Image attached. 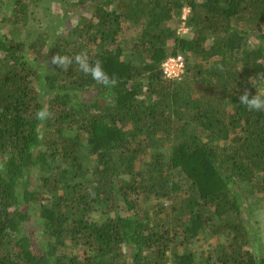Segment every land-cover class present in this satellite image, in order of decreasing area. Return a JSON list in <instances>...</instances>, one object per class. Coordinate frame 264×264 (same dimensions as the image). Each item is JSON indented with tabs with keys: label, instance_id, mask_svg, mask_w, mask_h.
Wrapping results in <instances>:
<instances>
[{
	"label": "trees",
	"instance_id": "1",
	"mask_svg": "<svg viewBox=\"0 0 264 264\" xmlns=\"http://www.w3.org/2000/svg\"><path fill=\"white\" fill-rule=\"evenodd\" d=\"M10 1L59 12L36 59L0 29V264H264V0ZM82 51L114 88L50 63Z\"/></svg>",
	"mask_w": 264,
	"mask_h": 264
},
{
	"label": "rangeland",
	"instance_id": "2",
	"mask_svg": "<svg viewBox=\"0 0 264 264\" xmlns=\"http://www.w3.org/2000/svg\"><path fill=\"white\" fill-rule=\"evenodd\" d=\"M31 7L33 8V6ZM14 8H15V5L12 1L7 0L5 2L4 0H0V22L3 17L4 18L12 17V14L14 13ZM56 9L57 8H55V5H51L49 2H46L42 6V12L44 15V20H45L44 24H41L39 26L38 16L37 18L36 16L35 18L34 17L29 18L27 16V18H29L30 20L27 21V18H26V22H23L21 20L15 23H13L14 21L5 23L4 26H1L2 28H0L1 32L2 34L11 33V35L15 37L14 38L15 42H17L20 45L24 44L25 47L23 46L21 47L22 54H25L30 60L32 58L36 59L38 57V52L36 50L38 48V31L42 30L45 27V24L51 18H53L55 14L59 12ZM37 11H38V7H37L36 12ZM184 13L187 16L188 10L185 9ZM29 15L32 16V14H29ZM71 21L74 22L75 20H71ZM181 27L182 25L180 26L178 32H180L181 35L186 36L187 35L186 33L188 32L187 28L185 29L186 32H183V31H180ZM30 45H32L33 48H31ZM261 89L262 91L264 90V85L262 86ZM164 151L168 152L169 148H165ZM252 209H253L252 221L255 224L256 228L258 229L260 239L262 243L264 244V211L257 210V208H255L254 205L252 206ZM210 243H211V240L208 242H204L203 240H201L198 243H196L192 249L194 251L200 252L202 249H206Z\"/></svg>",
	"mask_w": 264,
	"mask_h": 264
},
{
	"label": "clouds",
	"instance_id": "3",
	"mask_svg": "<svg viewBox=\"0 0 264 264\" xmlns=\"http://www.w3.org/2000/svg\"><path fill=\"white\" fill-rule=\"evenodd\" d=\"M50 63L65 72L75 63L81 73L91 77L96 84L102 85L107 89L114 88L118 83L117 77L115 75L110 76L105 70L103 61L101 59L90 61L86 51H82L74 57L56 54L51 57ZM249 82L254 88L256 87L253 78H250ZM239 104L243 105L249 111L264 112V94L256 91L253 95L248 89H245L239 96ZM50 118L51 112L47 108H43L35 113V119L40 122L37 127V132H39V129Z\"/></svg>",
	"mask_w": 264,
	"mask_h": 264
},
{
	"label": "built area",
	"instance_id": "4",
	"mask_svg": "<svg viewBox=\"0 0 264 264\" xmlns=\"http://www.w3.org/2000/svg\"><path fill=\"white\" fill-rule=\"evenodd\" d=\"M183 20L186 19V14H183ZM184 23L180 31L186 32ZM186 69V62L184 56L181 54L171 55L167 57L161 64V71L163 76L168 80H180L184 75Z\"/></svg>",
	"mask_w": 264,
	"mask_h": 264
}]
</instances>
